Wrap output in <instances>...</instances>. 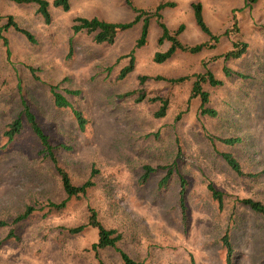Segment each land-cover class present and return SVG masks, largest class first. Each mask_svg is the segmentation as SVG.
<instances>
[{
    "label": "rangeland",
    "instance_id": "374dc122",
    "mask_svg": "<svg viewBox=\"0 0 264 264\" xmlns=\"http://www.w3.org/2000/svg\"><path fill=\"white\" fill-rule=\"evenodd\" d=\"M128 2L71 0L68 11L50 6L46 23L36 5L0 0V264H98L89 250L97 231L66 232L85 225L90 208L105 228L121 234L118 247L139 263L226 264L227 235L231 264H264V216L240 203L264 205V0ZM167 3L173 6L159 11L161 22L171 31L182 25L178 39L188 47L208 40L194 21L192 5L200 4L205 25L219 37L214 48L177 52L156 64L154 54L168 42L157 45L160 29L149 17L146 42L134 49L146 17L140 13ZM9 17L32 41L8 26ZM137 17L110 45L71 29L77 18L130 24ZM236 44L246 46L244 53L224 60ZM132 52L134 69L119 79ZM207 72L221 81L202 85L204 107L215 117L203 115L199 98H191L194 76ZM180 78L188 79L170 82ZM52 87L69 107L56 106ZM161 100L167 110L156 118ZM24 104L72 184L93 183L62 210L50 207L66 196L56 165L22 114ZM72 109L81 113L83 128ZM17 118L21 130L8 139ZM230 139L238 141L223 142ZM146 167L152 171L143 178ZM208 185L222 194L221 205ZM27 207L31 214L18 219ZM99 256L105 264H122L114 250Z\"/></svg>",
    "mask_w": 264,
    "mask_h": 264
},
{
    "label": "trees",
    "instance_id": "16d2710c",
    "mask_svg": "<svg viewBox=\"0 0 264 264\" xmlns=\"http://www.w3.org/2000/svg\"><path fill=\"white\" fill-rule=\"evenodd\" d=\"M17 4H34L37 6V12L38 14L44 19L46 23L49 22L50 16L48 12V8L50 6L54 8H60L63 11H68L70 6V0H53L52 2H48L46 0H10ZM248 5L255 4L258 0H244ZM127 3L128 0H126ZM130 5V4H129ZM173 6L170 3L167 4H160L155 8L154 12H141L140 14L145 17L144 25L142 28V33L140 37L137 39L135 43L134 49L141 48L145 42L148 35V20L149 17L155 18L157 21V26L160 29V36L157 39V45L161 46L164 42H168L169 46L164 52H156L153 56V62L156 64H162L169 60L173 55H175L177 52L182 53H188L190 55L199 54L200 52L204 50H210L214 48L215 44L218 42L219 37L216 35H213L209 28L205 25L202 15H201V6L200 4H193V16L194 21L197 27L203 32L208 40L207 42L188 47L183 45L178 37L180 34H182L184 27L182 25L178 26L174 31L169 30L163 22H161V18L159 15V11L162 10L165 7ZM139 17V16H138ZM138 17L130 24H112L104 21H100L96 18L92 19H84V18H77L74 20V23L71 27L73 33L77 34L79 32H86L87 34L93 35V42L99 45L102 44H113L115 37L118 32L123 31L129 27H131L134 23H136ZM8 26L12 27L14 30L20 32L25 37H27L29 40L32 41V36L27 31H24L20 29L16 23L13 21L11 17L8 18ZM227 34V31L225 32ZM246 49L245 45H233V50L228 52L224 55V60H234L238 59L242 53H244ZM125 58H127V64L119 71V79H124L125 77L130 74L135 66V59L133 56V52L127 55ZM225 75H229V72L227 70L224 71ZM163 80L162 78H158ZM188 78H180L177 80H170L171 83H181ZM141 80H145L144 77H141ZM207 83L211 87H218L221 85V81L216 80L213 75L209 72H207L205 75H195L194 81L191 86V98H199L200 105H201V113L204 115H208L210 117H215L216 113L213 110L206 109L204 106L208 103V94L202 90V85ZM52 94L54 96L55 104L57 107H69V105L66 103L65 99L56 92V89L52 87L51 89ZM69 94H72L71 92H68ZM141 98H144L140 96L138 98V101L141 100ZM158 99H153V101H157ZM161 107L160 109L155 113L156 118H162L165 116L166 110H167V101L161 100ZM72 113L75 116L76 120L78 121V124L80 128H83L84 126V120L82 119V115L80 112H78L75 109H72ZM22 114L25 116L27 123L30 125L33 134L37 137V139L40 142V145L43 148V151L47 152V155L51 158V160L56 165V170L60 178L61 186L63 189V192L66 196V199L61 202L60 204H50V207L55 210H62L66 202L69 201L72 198H80L81 196H84L88 189L93 187V183L91 180H87L84 184L80 186H76L72 184L70 178L68 177L67 173L61 169L59 166H57L56 160L53 157L52 154V147L49 146L47 137L44 135V133L41 131L39 126L36 124L35 119L33 115L29 112V109L27 106H23V112ZM22 124L20 118H17L11 125L8 127V131L5 133V136L8 137V139H12V137L19 133L21 130ZM238 140L236 139H230L223 141L225 144L233 145ZM222 158L225 160V162L229 165V167L236 172L237 174H241L240 168L238 163L234 160V158L229 154H223ZM152 171L151 168L146 167L145 168V175L143 178H146V176ZM181 184V193H180V201L179 206L181 209L183 220H185V212H184V201H183V188L185 186V181L183 179H180ZM208 190L211 192V195L214 200L217 201L219 205L222 203V194L215 190L212 185H208ZM240 203L246 207H248L252 212L264 216V205H262L259 202L250 200V199H243L240 201ZM32 212L31 207H27L25 209V212L18 218L20 220L25 219L28 217ZM87 227H91L92 229H95L97 231V241L93 243L90 247V251L93 252L94 256L98 259V264H105L100 259V252L110 249L114 250L118 253L119 258L122 262V264H143L139 263L137 261H134L131 259L123 250H121L118 247V243L120 242L122 236L116 229H108L105 228L98 220L97 213L93 209H89V216L88 221L85 225L76 227V228H69L66 229V232L70 235H75L81 233L84 229ZM222 244L223 247L226 250V264H231L232 259V248L230 245V242L228 240L227 235H225L222 238ZM191 264H194V262L191 260Z\"/></svg>",
    "mask_w": 264,
    "mask_h": 264
},
{
    "label": "crops",
    "instance_id": "0c3cea01",
    "mask_svg": "<svg viewBox=\"0 0 264 264\" xmlns=\"http://www.w3.org/2000/svg\"><path fill=\"white\" fill-rule=\"evenodd\" d=\"M71 1V0H70ZM183 33V32H182ZM181 35V34H180ZM180 37V36H179ZM168 46H169V44H168Z\"/></svg>",
    "mask_w": 264,
    "mask_h": 264
}]
</instances>
